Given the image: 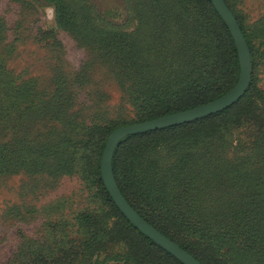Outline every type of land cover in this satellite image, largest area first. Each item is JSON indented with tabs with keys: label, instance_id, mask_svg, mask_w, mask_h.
Here are the masks:
<instances>
[{
	"label": "trees",
	"instance_id": "1",
	"mask_svg": "<svg viewBox=\"0 0 264 264\" xmlns=\"http://www.w3.org/2000/svg\"><path fill=\"white\" fill-rule=\"evenodd\" d=\"M42 1L53 5L58 27L68 30L129 82L128 98L140 112L138 119L130 123L206 103L226 93L238 80L240 66L233 38L210 0H125L136 20L130 30L93 13L86 0ZM224 1L238 21L255 65V49L243 20L228 0ZM3 81L0 76V84ZM3 92L7 98H21L16 88H3ZM22 98L39 101L41 107H46V98L32 89H26ZM0 121H5L1 113ZM130 123L94 124L69 138L57 132L53 142L48 143L53 151L50 161L56 169L70 166L75 153L89 148V137L97 133L100 142L92 174L115 217L114 236L127 245L125 260H135L136 264H183L125 218L101 179V156L109 134ZM243 123L253 126L249 130L251 140L245 142L249 143L254 162L260 163L254 154L264 159V92L257 86L254 73L244 94L231 106L187 123L127 135L117 143L112 155L114 178L132 208L202 264H264L262 164L252 172H225V156L218 155L213 185L230 196L226 203L229 211L222 218L207 220L198 214L199 210L225 205L221 201L215 206L202 202L203 187L212 180V172L204 168L203 162L214 150L228 149L231 128ZM15 140L27 143L31 150L41 144L38 137ZM9 152L10 148L1 143L0 175L9 168ZM250 155L236 157L237 166ZM27 164L37 169L41 161L32 153ZM77 219L81 226H87L94 222V215L82 213ZM179 235L185 241L179 240ZM203 241L214 256H206L200 247Z\"/></svg>",
	"mask_w": 264,
	"mask_h": 264
},
{
	"label": "rangeland",
	"instance_id": "2",
	"mask_svg": "<svg viewBox=\"0 0 264 264\" xmlns=\"http://www.w3.org/2000/svg\"><path fill=\"white\" fill-rule=\"evenodd\" d=\"M86 1L93 13L107 21L128 30L136 24L125 0ZM228 2L240 14L255 49L251 79L254 73L264 92V0ZM119 72L56 25L53 5L42 0H0V76L4 80L0 84V113L5 119L0 121V144L10 148L11 158L9 168L0 175V264H136L125 260L127 245L114 236L115 217L92 174L98 134L89 137L91 146L76 152L70 166L63 169H56L50 161L53 151L48 146L57 132L69 138L94 124L138 119L140 112L126 90L129 82ZM3 88H16L21 98H7ZM26 89L45 97L46 107L39 101H24ZM249 130L253 126L247 123L231 128L228 149L214 150L203 162L212 172V180L203 187L202 202L225 205L199 210L202 219L222 218L229 211L226 203L230 196L213 185L218 155L225 156V172L238 169L242 174L264 166L263 158L254 154L260 162L255 163L250 155L245 142L251 140ZM261 132L264 140V128ZM18 137H38L41 144L31 150L27 143H17ZM32 153L41 161L37 169L27 164ZM241 155H250V159L237 166L235 158ZM88 212L93 213L94 222L81 226L77 216ZM178 239L185 241L181 235ZM200 247L207 257L214 256L205 241Z\"/></svg>",
	"mask_w": 264,
	"mask_h": 264
},
{
	"label": "water",
	"instance_id": "3",
	"mask_svg": "<svg viewBox=\"0 0 264 264\" xmlns=\"http://www.w3.org/2000/svg\"><path fill=\"white\" fill-rule=\"evenodd\" d=\"M215 10L223 19L233 38L240 66V74L234 86L223 95L206 103L165 114L138 123L123 125L115 128L109 135L101 157L100 175L103 184L112 201L127 220L142 234L161 246L183 264H202L177 243L166 237L149 222H147L122 195L112 171V155L117 143L127 135L143 133L173 125L187 123L198 118L219 112L234 104L247 89L252 73L250 51L242 34L236 17L224 0H210Z\"/></svg>",
	"mask_w": 264,
	"mask_h": 264
}]
</instances>
